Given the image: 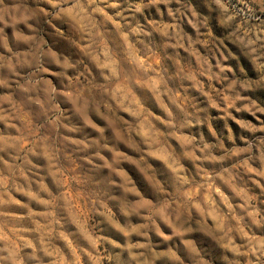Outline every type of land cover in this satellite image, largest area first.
<instances>
[{"label": "clouds", "instance_id": "obj_1", "mask_svg": "<svg viewBox=\"0 0 264 264\" xmlns=\"http://www.w3.org/2000/svg\"><path fill=\"white\" fill-rule=\"evenodd\" d=\"M239 5L0 0V264H264V0Z\"/></svg>", "mask_w": 264, "mask_h": 264}, {"label": "rangeland", "instance_id": "obj_2", "mask_svg": "<svg viewBox=\"0 0 264 264\" xmlns=\"http://www.w3.org/2000/svg\"><path fill=\"white\" fill-rule=\"evenodd\" d=\"M116 2L118 3H121L122 0H116ZM233 3L234 4H237L238 6H241L242 5H239V0H233ZM116 10H112V13L114 14ZM257 14L261 17H264V11H261L259 8H257ZM151 14L150 13H146V16H145V19H147ZM261 105L264 106V100H261ZM36 118H38V113L36 114ZM262 119H264V115L261 116ZM217 128H219V124L217 123L215 125ZM71 135L73 136H76L77 134L75 133H71ZM245 181L248 183V185L254 189L256 192H259V189L256 188V185L252 183V180L254 179H259V177H256V176H253L251 179H249L247 176L244 178ZM261 183L264 184V180H261ZM262 208H264V201H261V205H260Z\"/></svg>", "mask_w": 264, "mask_h": 264}]
</instances>
